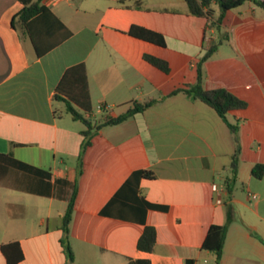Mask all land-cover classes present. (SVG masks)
<instances>
[{
  "label": "crops",
  "instance_id": "1",
  "mask_svg": "<svg viewBox=\"0 0 264 264\" xmlns=\"http://www.w3.org/2000/svg\"><path fill=\"white\" fill-rule=\"evenodd\" d=\"M24 1L0 0V245L18 241L19 264H215L202 245L216 224L226 226L220 264H264V174H251L264 164V8L247 1L216 27L190 14L185 0H40L63 26L46 15L28 20L40 40L62 39L38 56L16 16ZM132 25L165 44L130 35ZM212 45L203 86L247 103L227 114L237 142L214 108L172 94L195 83L197 61ZM80 63L91 129L56 96L65 71ZM151 99L127 120L102 124ZM74 189L69 261L61 223ZM145 226L156 229L152 252L137 248Z\"/></svg>",
  "mask_w": 264,
  "mask_h": 264
},
{
  "label": "trees",
  "instance_id": "2",
  "mask_svg": "<svg viewBox=\"0 0 264 264\" xmlns=\"http://www.w3.org/2000/svg\"><path fill=\"white\" fill-rule=\"evenodd\" d=\"M247 1L250 0H185L190 14L205 17L208 20L214 21L212 22V24L216 27H218L219 23L228 10L236 8ZM251 1L264 8V0ZM24 2L28 5H25V7L16 16L29 31L30 38L36 50V53L38 56H40L59 44L62 39L49 42L40 40L39 38H37V36H35L33 31H31V24L28 20L34 17L38 18L39 16V18H41L46 15L47 17H52V19H54L58 24L62 26L63 24L54 14L51 13V11L47 7H45L44 5H40V0H26ZM213 4H217L219 7L220 12L217 18L214 17V10L212 8ZM12 25H15L14 20H12ZM128 32L130 35L154 42L158 45L165 44L163 35L141 26L132 25ZM67 33L69 34L68 30ZM215 49L216 45L210 46L198 59L196 64L197 77L195 83L187 84L184 87L175 89L172 94L183 92L188 97H191L194 100H200L214 108L218 115L228 124L231 132L234 134V140L237 142L238 126L236 124L230 123L227 120V114L231 110L245 108L247 105L246 101L237 97L226 88L216 87L206 89L203 86V63L213 54ZM144 59L164 72L169 71L168 63L162 58L145 54ZM56 96L58 98L61 97L65 101L66 111L71 115L72 118H74L75 120H80L89 129L92 128L91 120L89 118V115L91 113V105L89 100L88 84L84 64L80 63L74 65L65 71L57 85ZM154 102L155 100L153 99L145 101L143 103L135 102L133 107L130 108L127 112L117 117H108L103 121L102 124L114 125L123 122L133 116L135 113L144 111ZM88 134L89 131L84 132L85 136H87ZM88 143L89 140L87 139L83 142L82 145L85 147ZM238 153L239 146L236 147L235 152L231 157L230 176L226 180V188L229 194H231L233 185L237 179V169L239 162ZM139 174L146 178L154 177V174L151 171L143 170ZM251 174L256 178H260L264 174V164H256L255 166H253ZM75 196L76 190L74 189L67 209L62 216L61 223V229L63 231L61 243L65 249L69 261H73V251L69 242V223L72 218ZM225 238L226 226L213 224L209 227L202 247L215 253V264H220ZM155 245L156 229L153 226H145L141 236L137 241V248L142 251L152 252L154 251ZM0 251L5 258L6 264H19V262L23 259V252L18 241H9L2 243L0 245Z\"/></svg>",
  "mask_w": 264,
  "mask_h": 264
},
{
  "label": "built area",
  "instance_id": "3",
  "mask_svg": "<svg viewBox=\"0 0 264 264\" xmlns=\"http://www.w3.org/2000/svg\"><path fill=\"white\" fill-rule=\"evenodd\" d=\"M107 108H108V106L105 105V104H98V105H97V111H99V112L104 111V110H106Z\"/></svg>",
  "mask_w": 264,
  "mask_h": 264
}]
</instances>
